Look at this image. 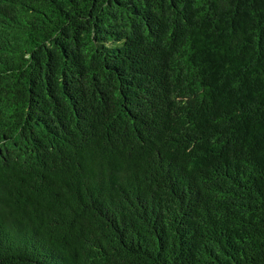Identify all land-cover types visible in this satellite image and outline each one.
<instances>
[{
  "label": "trees",
  "instance_id": "1",
  "mask_svg": "<svg viewBox=\"0 0 264 264\" xmlns=\"http://www.w3.org/2000/svg\"><path fill=\"white\" fill-rule=\"evenodd\" d=\"M0 264H264V0H0Z\"/></svg>",
  "mask_w": 264,
  "mask_h": 264
}]
</instances>
